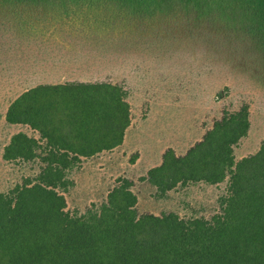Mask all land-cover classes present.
Listing matches in <instances>:
<instances>
[{
	"label": "trees",
	"instance_id": "1",
	"mask_svg": "<svg viewBox=\"0 0 264 264\" xmlns=\"http://www.w3.org/2000/svg\"><path fill=\"white\" fill-rule=\"evenodd\" d=\"M173 23L231 44L256 41L264 58V0H0V52L71 36L112 44L144 29L167 33ZM128 94L122 81H66L26 88L9 102L5 123L32 135H12L0 159L31 164L35 175L0 192V264H264V138L255 153L234 157L250 127L247 105L223 111L183 154L165 150L139 179L158 198L225 185L209 217L139 215L127 179H117L99 206L67 212L70 172L123 145L132 124Z\"/></svg>",
	"mask_w": 264,
	"mask_h": 264
},
{
	"label": "rangeland",
	"instance_id": "2",
	"mask_svg": "<svg viewBox=\"0 0 264 264\" xmlns=\"http://www.w3.org/2000/svg\"><path fill=\"white\" fill-rule=\"evenodd\" d=\"M177 26L167 33L165 28L144 29L149 33L135 34V39L129 33L112 44L71 36L47 48L31 43L17 51L2 49L0 152L12 135H32L4 121L7 105L24 89L41 83L122 81L132 105V124L121 147L84 160L70 172L67 212L83 214L92 204L99 206L117 179H127L138 199L139 215L209 217L225 185L188 186L158 198L155 189L139 179L160 164L165 150L183 154L223 111L234 112L243 105L249 107L250 127L234 148V157L238 161L255 153L264 138V58L256 41L236 38L231 44L232 39L226 42L219 33H203L206 28H194L193 34ZM32 167L0 159V192L35 175Z\"/></svg>",
	"mask_w": 264,
	"mask_h": 264
}]
</instances>
